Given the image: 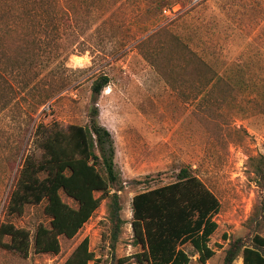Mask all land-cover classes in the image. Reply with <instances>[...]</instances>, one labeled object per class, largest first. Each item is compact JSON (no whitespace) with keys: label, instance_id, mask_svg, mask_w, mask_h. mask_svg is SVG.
Listing matches in <instances>:
<instances>
[{"label":"rangeland","instance_id":"1","mask_svg":"<svg viewBox=\"0 0 264 264\" xmlns=\"http://www.w3.org/2000/svg\"><path fill=\"white\" fill-rule=\"evenodd\" d=\"M240 1L0 0L1 66L17 71L9 77L13 101L0 113V224L7 221L33 233L39 223L49 222L43 205L28 208L23 217L4 215L19 165L26 156L39 155L33 142L39 124L85 126L95 105L99 123L112 136L116 169L125 185L118 192L126 220L115 249L118 258L139 251L132 245L133 197L174 182L183 166L196 170L221 203L210 242L216 254L207 264H223L224 251L235 238L250 244L253 233L247 224L255 204L264 201L250 158L264 155V117L252 109L240 112V97L217 110L222 117L209 124L205 120L212 118L203 108L213 100L202 105L189 83L177 81L172 87L163 71L166 67L176 78V64L167 67L157 55L172 35L186 39L193 28L206 24L204 39L215 31L225 49L234 46V38L235 44L255 40L253 67L264 70V2ZM174 19L167 33L146 42ZM191 47L198 48L194 42ZM234 48L236 54L241 49ZM16 49L25 50L29 60L17 59ZM99 76H107L110 84L95 96L92 86ZM106 217L103 201L75 240L61 241L59 254L31 252L24 259L0 248V264H64L86 237L94 254L91 264H110ZM257 231L264 237V223ZM186 250L193 251L189 245ZM193 262L198 263V254ZM234 264H243L242 255Z\"/></svg>","mask_w":264,"mask_h":264},{"label":"trees","instance_id":"2","mask_svg":"<svg viewBox=\"0 0 264 264\" xmlns=\"http://www.w3.org/2000/svg\"><path fill=\"white\" fill-rule=\"evenodd\" d=\"M243 1L246 0L240 2ZM256 2L263 4L264 0ZM169 9L173 10L174 6ZM158 17L155 19L160 20ZM175 20L168 21L146 42H152L157 35L165 33L167 26ZM202 26L193 28L191 36L186 39L172 35V40L162 42L158 58L166 62L167 67L168 63L176 64L173 68L176 78L166 67L163 75L172 87L177 81L189 83L196 91L195 96L201 97L202 105L213 100L203 108L204 115L212 118H206L209 124L222 117L217 110L230 101L237 102L240 97L244 102H240V112L252 109L264 117V70L253 67L256 66V58L250 54L255 40L247 38L235 44L234 38V46L225 49L215 31L210 37L206 36L208 41L204 39L202 32L208 27L206 24L205 28ZM192 42L198 48H192ZM234 47L242 50L236 54V50L232 51ZM15 51L19 54L17 59L29 60L27 54L24 55L25 50ZM4 55L0 38V113L13 101L14 87L9 77L17 74L14 67L2 68ZM109 84L107 76H99L93 83V94L99 96ZM249 105L254 107L248 108ZM88 117L89 122L85 126L71 124L62 128L56 123L37 126L33 142L39 155L35 157L32 153L22 158L4 215L23 217L28 208L43 205V213L49 222L39 223L33 233L10 222H2L0 248L24 259L31 252L57 255L61 251V241L75 240L106 201L108 231L104 237L111 250L110 264H195V254H198L197 264H207L216 254L210 242L218 229L215 216L220 212L221 203L191 166L181 167L174 182L142 191L133 197L132 245L139 251L121 259L116 256V245L126 224L118 192L125 185L116 169L112 136L99 123V109L95 105L90 107ZM250 167L255 186L262 191L264 155L250 158ZM114 189L117 191L113 192ZM263 223L264 201L261 200V204H255L247 224L253 233L251 243L247 244L243 237L232 240L224 251L223 264H234L240 255L243 264H264V237L257 231ZM188 245L193 249L192 253L186 250ZM93 260L94 254L86 237L64 264H91Z\"/></svg>","mask_w":264,"mask_h":264}]
</instances>
